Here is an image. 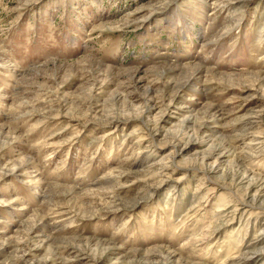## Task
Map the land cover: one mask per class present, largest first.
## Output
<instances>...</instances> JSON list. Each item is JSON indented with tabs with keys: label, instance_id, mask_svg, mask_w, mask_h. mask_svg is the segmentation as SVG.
<instances>
[{
	"label": "rangeland",
	"instance_id": "1",
	"mask_svg": "<svg viewBox=\"0 0 264 264\" xmlns=\"http://www.w3.org/2000/svg\"><path fill=\"white\" fill-rule=\"evenodd\" d=\"M0 264H264V0H0Z\"/></svg>",
	"mask_w": 264,
	"mask_h": 264
},
{
	"label": "bare ground",
	"instance_id": "2",
	"mask_svg": "<svg viewBox=\"0 0 264 264\" xmlns=\"http://www.w3.org/2000/svg\"><path fill=\"white\" fill-rule=\"evenodd\" d=\"M227 3H229V2H227ZM215 4H217V2L215 3ZM230 4V3H229ZM226 5V4H225ZM228 6V5H227ZM250 144V143H249ZM248 144V145H249ZM251 145V144H250ZM257 145H260V143L259 144H257ZM252 146V145H251ZM259 176V175H258ZM253 180H256V179H253ZM262 185V184H261ZM250 254V253H249ZM255 254V253H254ZM244 255V254H243ZM248 255V254H247ZM238 260V259H237ZM248 260V259H247ZM245 261V260H244Z\"/></svg>",
	"mask_w": 264,
	"mask_h": 264
}]
</instances>
